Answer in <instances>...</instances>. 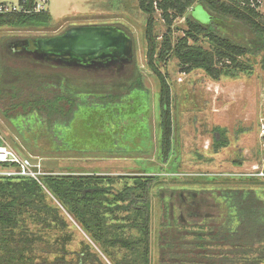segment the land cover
<instances>
[{"label": "rangeland", "instance_id": "obj_1", "mask_svg": "<svg viewBox=\"0 0 264 264\" xmlns=\"http://www.w3.org/2000/svg\"><path fill=\"white\" fill-rule=\"evenodd\" d=\"M19 1L0 0V3L17 6ZM43 1L45 11L52 16L50 26L0 28V45L10 40L9 44L62 35L78 27L123 28L132 38L133 60L136 59L144 78L145 92L125 96L119 106L84 108L74 124L65 129L60 126L50 129L35 115L7 119L0 109V146L7 147L19 159L29 160L32 164L41 162V181L45 176L111 177L115 181L110 199L126 185L133 186L136 177H157L150 194L151 264H161L159 240L164 228L165 207L171 230L181 237L182 244L191 246L206 242L212 228L227 215L222 197L225 190L254 189L264 199V178L258 177L256 171L264 169L262 57L241 58L253 66L252 74L241 73L237 77H222L218 81L203 70L184 72L176 58L158 64L170 86L174 122L172 152L164 161L159 149L161 85L145 61L148 16L140 10L138 1ZM254 2L259 5L258 12L264 22V0ZM189 14L201 23L210 22L208 10L201 3L195 4L186 16L175 20L172 26L174 43L184 36ZM154 18V35L160 45L167 33V25L161 12H156ZM231 28L228 33L232 37L243 33L234 25ZM199 44L205 49L211 48L205 35L201 36ZM31 53L34 54L31 56L34 61L49 60L37 55L36 51ZM103 63L92 62V66L98 64L101 68L80 73L83 80L92 86H111L124 82L130 72L115 67L105 68L101 66ZM216 127L226 130L228 140V145L217 152L212 146ZM18 172L16 167L0 165V177H18ZM45 192L47 196L41 198V203L52 208L59 206L50 192ZM16 209L20 224L5 235L36 236L45 247V251L33 256L28 264L74 263L79 253L91 243L87 234L63 208L59 213L52 211L47 214L44 210L38 212L23 206ZM133 221L129 212L109 215V223L119 224L110 228L111 236L131 240L141 238V231L129 226ZM123 224L128 226L122 227ZM93 247L106 264H113L124 256L142 264L138 254L131 251L110 248L112 255L107 257L98 247ZM139 249L142 250V246Z\"/></svg>", "mask_w": 264, "mask_h": 264}, {"label": "trees", "instance_id": "obj_2", "mask_svg": "<svg viewBox=\"0 0 264 264\" xmlns=\"http://www.w3.org/2000/svg\"><path fill=\"white\" fill-rule=\"evenodd\" d=\"M140 10L148 16L147 52L145 61L160 81L159 149L161 158L168 160L173 147L174 122L172 96L165 76L158 68L171 58H176L183 71L203 70L218 81L222 77L250 75L253 66L241 58L262 57L264 71V22L255 0H137ZM37 0H20L21 12L0 14V28H47L52 16L49 11L35 12ZM201 3L209 12L210 22L201 23L192 14L186 18L187 30L175 43L172 26L176 19L187 15L195 4ZM255 3V5H253ZM167 25V33L159 45L154 35L155 14ZM232 25L243 31L236 38L229 35ZM132 40L129 33L122 28ZM209 38L211 48L205 49L199 42L201 36ZM12 41V40H10ZM0 45V109L7 119L35 115L37 120L53 129L69 128L84 108L104 109L119 106L125 96L145 92L143 76L134 58L120 62L113 60L107 66L124 72L130 71L124 82L106 86H92L80 73L98 68L92 64L34 61V54L15 53L9 42ZM12 62V63H11ZM17 64H13V63ZM63 63V64H61ZM111 64V65H110ZM118 65V66H117ZM226 130H213V148L217 152L228 145ZM0 137V145L1 143ZM7 166L8 164H2ZM157 177H136L134 185H126L112 199L114 179L106 176H45L41 183L29 177H0V264H28L37 253L45 251L36 236H9L20 224L18 206L45 214L63 208L87 234L88 243L79 253L77 262L68 264H106L100 253L111 257L110 248H120L138 254L142 264H151V203L150 194ZM45 190L56 199L54 208L41 203L47 196ZM227 215L212 228L206 242L186 246L181 237L171 230L167 209L163 215L164 228L160 235L161 264H264V199L254 189L225 190L222 192ZM10 198V200H7ZM125 211L132 213L134 221L129 226L138 228L142 237L131 240L112 237L109 215ZM128 226L123 224L122 227ZM142 246V250L139 249ZM59 264V263H55ZM113 264H136V260L124 256Z\"/></svg>", "mask_w": 264, "mask_h": 264}, {"label": "water", "instance_id": "obj_3", "mask_svg": "<svg viewBox=\"0 0 264 264\" xmlns=\"http://www.w3.org/2000/svg\"><path fill=\"white\" fill-rule=\"evenodd\" d=\"M9 49L17 53L25 49L38 51L48 59L85 65L98 62L105 54L133 57L132 40L122 30L110 26L78 27L62 35L14 42L9 44Z\"/></svg>", "mask_w": 264, "mask_h": 264}, {"label": "built area", "instance_id": "obj_4", "mask_svg": "<svg viewBox=\"0 0 264 264\" xmlns=\"http://www.w3.org/2000/svg\"><path fill=\"white\" fill-rule=\"evenodd\" d=\"M45 2L43 0H37L35 12L45 11ZM23 9L18 4L17 6L1 4L0 3V14H11L16 12H21ZM261 134L264 136V123L261 127ZM0 154H5V158H0V163L8 164L10 167H16L19 169L18 177H29L32 178L39 183H41L40 176L42 175V165L41 162H37L36 164L30 163L29 160L19 159L14 153H12L7 147L0 146ZM257 176L264 178V169H257ZM7 176V175H6ZM11 177V175H9Z\"/></svg>", "mask_w": 264, "mask_h": 264}, {"label": "flooded vegetation", "instance_id": "obj_5", "mask_svg": "<svg viewBox=\"0 0 264 264\" xmlns=\"http://www.w3.org/2000/svg\"><path fill=\"white\" fill-rule=\"evenodd\" d=\"M38 39V38H37ZM28 40V39H27ZM25 51L26 52H30V51H27L26 49H25ZM23 52H24V50H23ZM37 52V55H39V56H41V55H43L45 58H48V56H46L45 54H41L40 52H38V51H36ZM42 57V56H41ZM103 58V59H102ZM98 59H101V60H99L98 62L99 63H103L104 64V66L106 65H108L109 63H111L113 60H117V62H122V61H125V60H127V59H129L128 57H120V58H116V57H114L112 54H105V55H103V56H100ZM118 63V65L119 64H121V63Z\"/></svg>", "mask_w": 264, "mask_h": 264}, {"label": "bare ground", "instance_id": "obj_6", "mask_svg": "<svg viewBox=\"0 0 264 264\" xmlns=\"http://www.w3.org/2000/svg\"><path fill=\"white\" fill-rule=\"evenodd\" d=\"M6 156H5V154H0V158H2V159H4Z\"/></svg>", "mask_w": 264, "mask_h": 264}]
</instances>
